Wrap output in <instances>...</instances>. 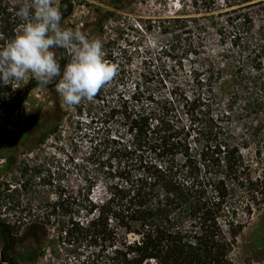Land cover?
<instances>
[{
	"label": "trees",
	"instance_id": "1",
	"mask_svg": "<svg viewBox=\"0 0 264 264\" xmlns=\"http://www.w3.org/2000/svg\"><path fill=\"white\" fill-rule=\"evenodd\" d=\"M80 1L87 5L55 3L70 14ZM221 1L223 12L215 13L216 0H199L194 2L199 16L169 17L157 26L197 31L193 53L206 57L191 58L189 90L182 82L166 86L160 78L155 92L146 85L156 75H144L118 100L96 94L99 110L85 111L89 118L79 121L86 127L87 162L96 173L83 172L76 162L84 185L61 194L42 212L43 221L39 215L12 223L0 217V264H18L12 245L24 228L38 230L41 252L55 225L56 244L74 256V264H264V248L235 254L243 227L239 205L250 212L264 203V172L253 177L243 154L250 135L264 130V0ZM30 3L0 0V47L20 32L23 21L16 11ZM248 6L257 8L244 10ZM209 30L217 36L213 52L204 45ZM65 63L62 59L61 66ZM35 85L28 79L0 87V114L17 112ZM77 111L81 115L82 107ZM65 116L60 110L52 130ZM233 120L247 125L245 135L235 134ZM97 179L104 195L94 198Z\"/></svg>",
	"mask_w": 264,
	"mask_h": 264
},
{
	"label": "rangeland",
	"instance_id": "2",
	"mask_svg": "<svg viewBox=\"0 0 264 264\" xmlns=\"http://www.w3.org/2000/svg\"><path fill=\"white\" fill-rule=\"evenodd\" d=\"M86 1L87 5L82 1L76 3L70 14L62 13L61 27L79 30L89 39L102 40L104 58L115 65L116 74L98 93L118 100L136 81L141 79L142 82L144 75L149 78L156 75L146 85L155 92L161 87V80L166 86L182 82L189 90L186 82L191 58L198 61L206 57L193 53L198 45L197 31L191 34L180 29L165 32L157 26L160 20L169 17L199 16L194 9V2L199 0ZM241 1L228 0L235 4ZM216 2V14L227 9L221 0ZM256 8L248 6L244 10ZM254 19L261 22L256 16ZM204 36L206 51L216 50L218 42L213 31L209 30ZM63 51L67 62L71 59V49ZM61 55V50H57V56ZM79 107L83 109L81 115L77 111ZM99 108V101L94 99H84L75 106L65 104L53 83L48 87H31L17 112L0 114V217H7L11 223L20 218L29 222L38 215L42 218V212L61 194L69 195L84 185V169L96 173L87 162L86 127L79 121L89 118L87 111L95 112ZM60 110L66 112V116L54 131L52 128L58 123ZM246 126L241 120H233L231 128L237 136H243ZM247 142L243 154L250 164L251 175L258 177L264 172V130L256 137L250 135ZM76 162L84 165L83 172ZM99 180L93 188L94 198L104 195ZM232 190L236 195L243 194L235 185ZM237 221L243 227L237 235L235 254L254 255V251L264 248V203L254 205L250 212L240 204ZM58 227H49V236L41 252L38 230L34 228L26 233L24 228L12 245L18 264H74V256L56 244Z\"/></svg>",
	"mask_w": 264,
	"mask_h": 264
},
{
	"label": "clouds",
	"instance_id": "3",
	"mask_svg": "<svg viewBox=\"0 0 264 264\" xmlns=\"http://www.w3.org/2000/svg\"><path fill=\"white\" fill-rule=\"evenodd\" d=\"M23 21L20 32L0 47V87L34 79L55 89L69 106L91 101L110 83L116 67L104 57L103 42L79 30L61 27L62 10L55 0H32L16 11ZM71 49V59L61 66L57 50ZM67 59V58H66Z\"/></svg>",
	"mask_w": 264,
	"mask_h": 264
}]
</instances>
